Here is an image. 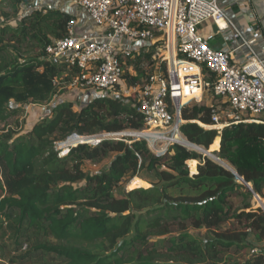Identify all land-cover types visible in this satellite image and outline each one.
<instances>
[{"label": "trees", "instance_id": "obj_1", "mask_svg": "<svg viewBox=\"0 0 264 264\" xmlns=\"http://www.w3.org/2000/svg\"><path fill=\"white\" fill-rule=\"evenodd\" d=\"M5 2L10 12H2L0 24V232L11 231L16 251L25 247L21 259L36 264H264V209L233 201L244 193L253 197L237 175L264 198V123L205 129L198 122L212 123V107L190 103L194 100L182 105L187 122L181 131L190 147L203 152L220 147L214 154L231 169L181 144L156 154L143 140L80 143L61 155L57 144L73 134L140 130L143 115L137 101L123 95L88 94L79 107L54 101L80 69L50 58L46 50L67 35L74 15L54 8V2ZM159 44L132 49L126 61L153 65ZM142 76L136 68L126 72L125 81L143 86ZM51 102L49 114L26 132L6 123L26 105ZM111 154L102 171L84 170L85 162L98 164ZM143 170L154 174L151 187L114 195ZM190 228L205 229L204 240ZM0 247L6 245L0 242Z\"/></svg>", "mask_w": 264, "mask_h": 264}, {"label": "built area", "instance_id": "obj_2", "mask_svg": "<svg viewBox=\"0 0 264 264\" xmlns=\"http://www.w3.org/2000/svg\"><path fill=\"white\" fill-rule=\"evenodd\" d=\"M98 27L96 35L77 32L75 21L67 26V35L47 47L50 58L80 69L72 85L95 93L132 97L143 115L144 127L117 133H101L93 145L105 139L131 144L143 140L148 148L163 153L174 144L190 149L191 142L181 131L184 121L181 107L192 99L202 102V94L221 101L211 105V124L198 122L205 129L222 130L236 123L263 122L264 59L260 58L241 30L221 7L218 0H73ZM212 20L219 30L233 29L234 36L250 47L252 57L237 65L231 54L213 47L199 31V25ZM129 41H162L167 77L154 74L143 86L126 85L124 68L132 49L118 44ZM126 85L121 92L116 87ZM227 105V108L226 106ZM221 114L226 116L222 121ZM131 139H122L127 135ZM77 136L73 134L72 137ZM84 143L87 136H77ZM71 138L70 136L68 139ZM67 139V140H68ZM83 139V140H81ZM193 144V143H192ZM65 146L61 155L69 147Z\"/></svg>", "mask_w": 264, "mask_h": 264}, {"label": "rangeland", "instance_id": "obj_3", "mask_svg": "<svg viewBox=\"0 0 264 264\" xmlns=\"http://www.w3.org/2000/svg\"><path fill=\"white\" fill-rule=\"evenodd\" d=\"M55 1L56 0H54L53 2H55ZM5 11L6 12H10V7H9L8 3L5 2V0H0V24L2 22H4L3 21V17H1V14H2V12H5ZM129 42L130 43H127V44H131L132 47L129 45V47L127 46L128 48L133 49V50H140L141 49V46L139 45V43H142V41H138V42L129 41ZM157 48H158V50H157V54H156V59H154L155 63L153 65H149L148 61H142L140 63L138 61V59H133V60H128V61L125 60L126 64L123 66V68H124V78H125V74H126L127 71H130L131 73H135L136 68H140V70H143L145 76L144 77L142 76L140 79L145 84L147 83V78L149 76L151 77L154 74H157L158 76H162V77H167V74L163 70L164 66L162 65L164 63V61L161 60L162 59V55L165 53L164 52L165 51V46H163V44H159L157 46ZM75 78L73 79V81L75 80ZM72 83H71L70 86L66 87L63 90L62 94L57 95L54 99L55 100H62V101L63 100L64 101H66V100L73 101L75 103V106L79 107L82 104L83 99H84L85 96L87 98L88 94L91 95V96H93L95 94V91H90V92L86 91V92H84V91L80 90L79 88H77L76 86L72 85ZM126 85H127V83H126ZM126 85L125 86L123 84L118 85L116 87V89L119 92H121L124 88H126ZM141 86L142 85H140V87ZM105 94H112V92L108 91V92H105ZM211 95L212 94H210V97H212ZM206 96H207L206 93H203L202 96H201L204 101L206 99ZM188 100H192V99H188ZM211 101L212 102H215V101L217 102L218 98H214V99L212 98ZM190 103H195V101H191ZM225 106L227 108V105H225ZM29 107L30 106L25 107V109L19 115L8 119V121L6 122L7 125L11 126L12 128L19 127L17 129L20 132L28 131L31 128V126L33 125V123H32L33 122L32 115L34 114V110L39 111V109L37 107H31V108H29ZM51 107H52V104H51V106H48L47 109L49 110ZM221 118H222V121H224L226 119V116L221 114ZM256 118L264 120V115L263 114L258 115V116H256ZM18 125H20V126H18ZM0 126L3 127L4 123H1ZM0 134H1V132H0ZM99 134H101V133L94 134V135H91V136L88 135L87 136L88 138L86 140L82 141V142L93 145V143L95 142V139H91V137L94 138V136H97ZM130 137L131 136L128 134L127 136H125L122 139L128 140V139H130ZM217 139H219V143H220V140H221L220 136ZM65 141H62V143L65 142ZM78 144H80V143L77 141L72 146H76ZM201 147H203V146H201ZM57 148H59L61 150V152H62L63 148H61V142L59 144H57ZM203 148H205V147H203ZM205 149H207V148H205ZM209 149L210 148H208V150ZM191 150H195V149H191ZM195 151H197L199 153H203V151H198V150H195ZM113 156L114 155L111 154L107 159H105L104 161H102V162H100L98 164L85 162L84 170L87 171L88 173L100 172V171H102L103 169L106 168V166L108 165L110 159ZM195 161L198 162V160H195ZM222 164H225L226 166L231 167L226 162H223ZM188 166H189V164H188ZM196 166H197V164H196ZM189 169H190V172L193 173V171L191 170L190 166H189ZM237 178L243 184L242 180L238 176H237ZM137 182L141 183V185H146V187L143 186L142 188H149L156 182V179H155L153 173H150V172H148L146 170H143V171H141L139 173V175H137V176H135V177H133L131 179L125 180L121 185H119V187L115 190L114 195L116 197L123 196L124 193H126L128 191H131L132 190L131 186L134 183H137ZM138 188H140V187H138ZM246 188H248V187L246 186ZM258 196H256V194H253V197H250L247 193H244L243 195L234 196L233 197V201L239 207H242L244 203H250L253 206V208H258V207L263 208L264 207V198H262L260 196L258 198ZM189 232L192 235H194V236H196L198 238H201L202 240H204V238L206 237V234H207L205 229L198 230V229H191L190 228ZM251 237H252V240L254 241L253 236H251ZM0 242H1V244H5L6 245V247L4 249H1V247H0V264H36L32 260H26V259L22 260L21 259L23 254L26 252V249H25V247H23V249H20L21 251L20 250L16 251L15 245L13 244V238H12L11 231H8L6 236L2 235V233L0 232ZM254 243H255V241H254ZM255 244H256V246H259V245H257V243H255Z\"/></svg>", "mask_w": 264, "mask_h": 264}, {"label": "crops", "instance_id": "obj_4", "mask_svg": "<svg viewBox=\"0 0 264 264\" xmlns=\"http://www.w3.org/2000/svg\"><path fill=\"white\" fill-rule=\"evenodd\" d=\"M53 1L54 0H41V2L46 4L52 3ZM218 1L221 7L241 30L243 38L250 42V47L253 48L255 53L260 58L264 59V0ZM60 7L74 15L77 32L93 35L99 33L100 29L94 25L88 13L83 8L75 5L73 0H61ZM198 31L207 38L213 47L229 52L231 54L232 61L237 65L244 64L252 57L250 47L245 44L241 38H236L234 36L233 29L219 30L212 20H207L199 25ZM154 43V41H147V43L142 41L139 45L142 47L144 45H152ZM129 45L132 47L131 44H126L122 40H120L118 44L119 48H122L123 46L129 47ZM212 98L214 99L213 96L210 97V94L207 93L205 101L202 100L201 103L208 106L216 104L218 101L212 102ZM218 100L221 101L220 98H218ZM51 104L52 102L47 105L51 106ZM47 105H26V107L30 106L29 108L37 107L39 109V111L34 110V114L32 115L33 124L39 118L49 114L51 108L48 110Z\"/></svg>", "mask_w": 264, "mask_h": 264}, {"label": "water", "instance_id": "obj_5", "mask_svg": "<svg viewBox=\"0 0 264 264\" xmlns=\"http://www.w3.org/2000/svg\"><path fill=\"white\" fill-rule=\"evenodd\" d=\"M60 5H61V0H56L54 3H53V7L54 8H59L60 7ZM77 136H79L78 134H76ZM70 137H72V135L70 136ZM214 152H215V150H212V151H210V149L208 150V149H205V151L203 152L205 155H208V156H210V157H213L214 159H217L219 162H221V163H223V161H221L215 154H214ZM227 167H229V166H227ZM230 169H231V167H229ZM233 170V169H232ZM197 173V172H196ZM241 180H242V182H243V184L244 185H246L248 188H249V190L253 193V194H256L254 191H253V189H252V187H251V185L248 183V182H246L242 177H240L239 175H237ZM133 190V189H132ZM129 192V191H128ZM127 192V193H128ZM256 196H258L257 194H256ZM258 198H259V196H258ZM263 209H264V207H263Z\"/></svg>", "mask_w": 264, "mask_h": 264}, {"label": "bare ground", "instance_id": "obj_6", "mask_svg": "<svg viewBox=\"0 0 264 264\" xmlns=\"http://www.w3.org/2000/svg\"><path fill=\"white\" fill-rule=\"evenodd\" d=\"M77 140H78V137L77 136H74V137H71V138H69L68 140H66L65 142H63L62 143V145H64L65 146V149L67 150V145H69V144H74L75 142H77ZM81 140H83V139H81ZM85 140V139H84ZM210 148V150H211V146L209 147ZM195 150H197V149H195ZM218 150V149H217ZM198 151H200V150H198ZM212 151V150H211ZM197 164V163H196ZM197 167V166H196ZM197 172V168H195V171L193 172V173H196ZM139 185H141V183H135V184H133L132 186H131V188L132 187H135V186H139Z\"/></svg>", "mask_w": 264, "mask_h": 264}]
</instances>
